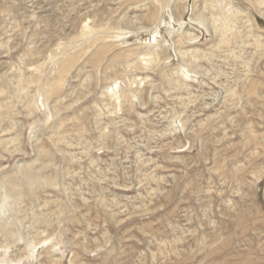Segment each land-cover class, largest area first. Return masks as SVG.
<instances>
[{
    "label": "rangeland",
    "instance_id": "374dc122",
    "mask_svg": "<svg viewBox=\"0 0 264 264\" xmlns=\"http://www.w3.org/2000/svg\"><path fill=\"white\" fill-rule=\"evenodd\" d=\"M0 1V264H264V5Z\"/></svg>",
    "mask_w": 264,
    "mask_h": 264
},
{
    "label": "bare ground",
    "instance_id": "6f19581e",
    "mask_svg": "<svg viewBox=\"0 0 264 264\" xmlns=\"http://www.w3.org/2000/svg\"><path fill=\"white\" fill-rule=\"evenodd\" d=\"M128 1H133V2H135V3H139V2H142V1H144V0H128ZM150 4V6H151V4H153L154 5V12H152V10L150 9V6H146L144 3H141V5H138V6H140L141 7V9L145 12H147V13H149V18H151L152 20H153V22H154V20L156 19V21L158 22L159 21V19H160V15H161V13L163 12V9L164 8H166V9H168V10H175V8L178 6V0H147ZM1 2V1H0ZM207 3V2H206ZM117 4V3H116ZM112 5V4H111ZM264 5V0H254V5L253 6H263ZM205 6V5H204ZM1 7V6H0ZM113 8H114V6H113ZM209 8V7H208ZM259 8V7H258ZM103 9V8H102ZM138 9V8H137ZM141 9H139L140 11H141ZM207 9V8H206ZM206 9H204V10H206ZM111 10V9H110ZM148 10V11H147ZM172 10L170 11V12H172ZM226 11H225V13H224V16L221 18V17H219V21H222V26H221V29L223 30V31H226L227 29H229L231 26H230V24H232L231 23V19L235 16V15H239V14H241L242 13V11L238 8V7H235V6H229V7H227L226 9H225ZM92 11V10H91ZM209 11V10H208ZM199 12H201V11H199ZM173 13V12H172ZM171 13V14H172ZM261 13V15H263L264 16V12H260ZM206 14H208V13H206ZM220 14H222L223 15V13H220ZM99 15V14H98ZM108 15V14H107ZM195 16V14H193V17ZM204 16V15H203ZM108 17H109V15H108ZM112 17V16H111ZM206 17V16H205ZM212 17H213V15H212ZM173 18H174V16H173ZM172 18V19H173ZM196 20H203V17H201V15H196ZM239 18V17H238ZM7 19V18H6ZM175 19V18H174ZM210 20V19H209ZM106 21V20H105ZM204 21H205V19H204ZM214 21L216 22L217 20H215L214 19ZM95 22V21H94ZM133 22V21H132ZM199 22V21H198ZM214 22V23H215ZM105 23V22H104ZM199 23H201V22H199ZM107 24V23H106ZM208 24H210V23H208ZM234 25H235V23H234ZM91 26V25H90ZM211 26V25H210ZM218 26V25H217ZM83 27V26H82ZM108 28V27H107ZM95 29V28H94ZM174 29V28H173ZM215 29H216V27H215ZM85 30H89V26H86L85 27ZM85 30H83V31H85ZM144 31H145V29H143ZM91 31V30H90ZM216 31V30H215ZM219 31V30H218ZM151 32V31H150ZM92 33V32H91ZM95 33H97V32H95ZM131 33H133V32H131ZM210 34V33H209ZM216 34V33H215ZM218 34V33H217ZM226 36V35H225ZM229 36V35H228ZM102 37V36H101ZM81 39V38H80ZM109 40V39H108ZM111 40V39H110ZM106 41V40H105ZM177 42V41H176ZM179 43V42H178ZM159 43L158 42H154L153 44H149L148 45V51L149 50H151V51H153V49L155 48V47H157V45H158ZM188 45V44H187ZM186 45V46H187ZM196 45V44H195ZM162 46V45H161ZM160 46V47H161ZM263 46V45H262ZM132 47V46H131ZM74 48V47H73ZM147 48V47H146ZM158 49V48H157ZM185 49V48H184ZM127 50H129V49H127ZM155 50V49H154ZM157 51H159V50H157ZM121 53V52H120ZM124 53H127V52H124ZM149 53V52H148ZM142 54V53H141ZM144 54V53H143ZM154 54V53H153ZM157 55H159L158 53H157ZM115 56H116V54H115ZM137 56V55H136ZM66 57V56H65ZM144 57H142V59H143ZM154 58V57H153ZM73 59H74V57H73ZM146 59V58H145ZM155 59V58H154ZM167 59V58H166ZM71 60H72V58L70 57H68V59H66L65 61H63L61 64V66H60V71H61V69H63V68H65L69 63H72L71 62ZM154 61V60H153ZM74 63V62H73ZM144 63V62H143ZM146 64V63H145ZM127 66V65H126ZM171 66V65H170ZM134 68V67H133ZM149 68V67H148ZM204 71V70H203ZM159 74H160V72H159ZM163 74V73H162ZM9 75V74H8ZM7 75V76H8ZM206 75V74H205ZM6 76V75H5ZM113 76V75H112ZM26 78V77H25ZM28 78V77H27ZM164 78V77H163ZM23 79H24V77H23ZM38 80V79H37ZM55 80V79H54ZM11 81V80H10ZM131 82V81H130ZM251 82V81H250ZM113 83H115V82H113ZM154 83V82H153ZM55 84H57V83H55ZM116 84V83H115ZM252 84V83H251ZM47 86V84L45 85V87ZM57 86H59L58 84L57 85H51V87H48V88H45V87H42L43 88V91L41 90L40 92H42V94H43V92H44V95L47 97H49V96H51V95H53V94H55V92H56V90H57ZM41 88V89H42ZM40 89V88H39ZM120 89V88H119ZM106 90V89H105ZM116 90V86L115 87H113V89H109L108 91H111V96H117L116 95V92L117 91H115ZM210 90H212V89H210ZM66 91V90H65ZM119 91V90H118ZM124 91V90H123ZM121 91H119L118 93H120ZM125 92V91H124ZM68 93V92H67ZM233 93H234V91H233ZM41 94V95H42ZM109 94V95H110ZM129 94H131V93H129ZM234 95V94H233ZM236 95V94H235ZM39 96V95H38ZM43 96V95H42ZM121 96V95H120ZM130 97V96H129ZM132 97V96H131ZM135 97V96H134ZM37 98V97H36ZM42 98V97H41ZM125 98V97H124ZM44 99H45V97H44ZM139 99V98H138ZM128 100H129V98H128ZM40 102V101H39ZM114 102V101H113ZM128 102H130V101H128ZM119 103V102H118ZM118 103H117V105H118ZM124 104V103H123ZM46 105V104H45ZM116 106V105H115ZM108 108V107H107ZM48 109V108H47ZM4 113V112H3ZM98 115V114H97ZM27 178V177H26ZM241 178V177H240ZM220 180V179H219ZM238 180V179H237ZM257 181V180H256ZM2 184V183H1ZM5 185V184H4ZM4 185H2V186H4ZM29 185V184H28ZM6 186V185H5ZM7 187V186H6ZM10 188V187H9ZM4 189V188H3ZM16 189V188H15ZM7 190V189H6ZM14 189H12V191H10V195H4L2 198V201H1V203H0V212L2 211V209H3V205L2 204H7V199L8 198H10V196H11V194H13V196L12 197H17L21 192H20V190L18 189H16V190H14ZM17 200V199H16ZM11 203V202H10ZM9 205V204H8ZM10 206V208H11V205H9ZM8 206V207H9ZM6 208V207H5ZM9 208V209H10ZM7 209V208H6ZM4 212V211H3ZM1 216H2V214H1ZM1 218V217H0ZM16 219H17V217H15ZM1 220V219H0ZM4 219H2V221H3ZM6 220V219H5ZM16 221V220H15ZM7 222V221H6ZM3 224V223H2ZM7 224H9V223H7ZM7 224H6V226H7ZM9 233V232H8ZM10 234V233H9ZM21 234V233H20ZM10 237H11V235H10ZM13 237V236H12ZM21 238H23V237H21ZM26 239V238H25ZM25 239H23V240H25ZM44 241V240H43ZM30 242V241H29ZM31 244V243H30ZM29 244V245H30ZM28 245V244H27ZM35 246L36 245H30V249L33 251L34 249H35ZM31 253H33V252H31ZM17 263V262H16ZM21 263V262H20Z\"/></svg>",
    "mask_w": 264,
    "mask_h": 264
}]
</instances>
